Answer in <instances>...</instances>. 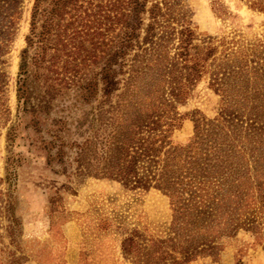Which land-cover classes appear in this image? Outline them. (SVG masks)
<instances>
[{
    "label": "trees",
    "instance_id": "16d2710c",
    "mask_svg": "<svg viewBox=\"0 0 264 264\" xmlns=\"http://www.w3.org/2000/svg\"><path fill=\"white\" fill-rule=\"evenodd\" d=\"M242 1L264 14V0ZM21 3L0 0V57ZM213 10L226 15L222 6ZM27 25L15 81L23 116H48L52 101L71 99L44 124L45 164L168 200V221L154 229L93 208L83 214L85 236L110 237L128 264H191L225 245L264 251V32L250 39L196 33L180 0H31ZM201 82L217 97L212 118L178 109ZM83 108L69 132L68 115ZM187 118L191 139L173 143ZM13 179L7 169L0 191V230L11 243L20 225ZM69 214L49 211L52 236ZM6 254L0 264L11 261Z\"/></svg>",
    "mask_w": 264,
    "mask_h": 264
},
{
    "label": "rangeland",
    "instance_id": "374dc122",
    "mask_svg": "<svg viewBox=\"0 0 264 264\" xmlns=\"http://www.w3.org/2000/svg\"><path fill=\"white\" fill-rule=\"evenodd\" d=\"M30 1L22 0L15 34L6 52L0 57L3 83L0 110H5L4 114L0 111V191L3 192L7 187L4 177L9 169L14 174L11 193L13 213L20 223L12 243L11 238H7L0 230V250L5 249V253L0 254V262L3 255L9 253L12 254L11 261L21 258L20 264H57L59 261L61 264H128L121 257L118 244L110 237L94 241L91 236H85L83 214L93 208L104 211L113 208L114 211L127 214L135 223L141 222L154 229L168 221V200L153 189L129 191L111 181L92 177H66L60 175L59 167L45 164V151L40 141V137H45L44 124L60 116L58 109L69 107L71 99L52 101L48 116L34 117L35 131L27 128L34 123L32 118L23 116L16 102L15 81L18 55L24 46L23 37L28 27ZM180 3L196 33L211 36L236 33L250 39L264 32V14L248 9L242 0H180ZM215 5L222 6L226 15H215ZM178 109L181 113L190 115L191 112H198L206 118H212L217 112V97L201 82ZM85 110L83 108L68 115L71 121L69 132L73 131L72 121L80 119ZM18 121L20 125L12 134L10 129ZM191 136L192 123L187 118L174 131L172 141L184 144ZM52 200H55L54 204L49 205ZM61 209L70 214L68 220L59 226V236H52V232L48 231L50 218L47 214L50 210ZM53 215L56 218L57 214ZM245 250L239 254L234 246L225 245L214 257H200L191 264H264V251L260 247ZM82 251L85 254L83 260L79 256ZM11 261L8 260V264Z\"/></svg>",
    "mask_w": 264,
    "mask_h": 264
}]
</instances>
